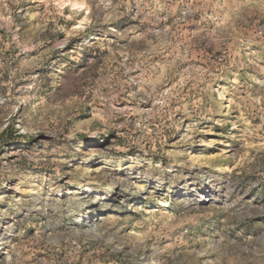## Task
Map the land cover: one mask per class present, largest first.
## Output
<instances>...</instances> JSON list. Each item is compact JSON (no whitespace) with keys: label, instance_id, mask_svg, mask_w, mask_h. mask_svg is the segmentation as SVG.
<instances>
[{"label":"rangeland","instance_id":"1","mask_svg":"<svg viewBox=\"0 0 264 264\" xmlns=\"http://www.w3.org/2000/svg\"><path fill=\"white\" fill-rule=\"evenodd\" d=\"M0 264H264V0H0Z\"/></svg>","mask_w":264,"mask_h":264},{"label":"bare ground","instance_id":"2","mask_svg":"<svg viewBox=\"0 0 264 264\" xmlns=\"http://www.w3.org/2000/svg\"><path fill=\"white\" fill-rule=\"evenodd\" d=\"M109 162H110V161H109ZM107 163H108V162H107ZM105 164H106V163H105ZM104 167H105V166H104ZM181 188H182V187H181ZM182 190H183V189H182ZM179 193H180L179 195H181L182 191H180ZM204 194H207V193H204ZM2 259H3V258H2Z\"/></svg>","mask_w":264,"mask_h":264}]
</instances>
